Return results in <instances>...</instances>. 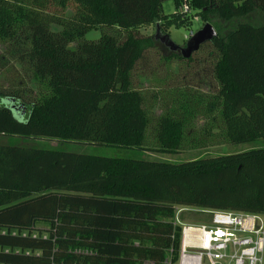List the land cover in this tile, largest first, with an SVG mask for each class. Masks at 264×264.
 Here are the masks:
<instances>
[{"label": "trees", "instance_id": "obj_1", "mask_svg": "<svg viewBox=\"0 0 264 264\" xmlns=\"http://www.w3.org/2000/svg\"><path fill=\"white\" fill-rule=\"evenodd\" d=\"M165 1L0 0V42L21 50L40 85L29 102L0 91V135L179 151L187 120L160 116L152 145L132 82L160 42L189 61L211 43L219 89L210 107L219 108L227 139L264 140V24L216 30L189 58L155 38L157 26L169 34L211 13L224 21L264 13V0H173L172 14ZM154 25V35L140 34ZM99 27L116 33L86 38ZM178 207L264 214V146L175 162L0 144V264L176 263Z\"/></svg>", "mask_w": 264, "mask_h": 264}, {"label": "rangeland", "instance_id": "obj_2", "mask_svg": "<svg viewBox=\"0 0 264 264\" xmlns=\"http://www.w3.org/2000/svg\"><path fill=\"white\" fill-rule=\"evenodd\" d=\"M176 11L173 0L163 3V12L172 14ZM71 13L70 11L68 12ZM264 24V13L256 11L247 17L224 21L217 14L211 13L209 20L200 17L192 19L188 27H171L168 31L171 39L184 46L191 31L200 30L204 23L210 22L217 31L226 33L240 22ZM58 30L59 27L53 26ZM155 25L140 30L143 36L154 35ZM101 32L115 34L111 28L99 27L91 30L86 38L96 40ZM119 37L124 33L119 32ZM72 47L76 43L71 44ZM21 52L13 43L0 42V91L7 94L22 95L26 101H32L40 92V85L34 77L30 61L19 56ZM218 52L211 43L205 44L192 59L184 60L179 53L173 56L162 43L147 49L138 61L132 74L133 86L140 89L144 96V109L149 119V142L154 145L157 123L160 116L169 114L184 117L185 138L182 148L173 153L155 151L140 152L132 149L117 148L103 145H90L77 142H65L41 138H25L19 136L0 135V144L14 146H36L59 149L69 152L86 153L108 157L144 158L150 160H169L183 162L196 158L218 156L227 153H238L264 146V140L252 143L231 144L225 135V126L218 107L211 108L215 102L219 85L214 77V66ZM180 210V211H179ZM185 224H207L210 213L194 207H178L176 215ZM175 223L178 225L175 216ZM45 229L46 226L39 225Z\"/></svg>", "mask_w": 264, "mask_h": 264}, {"label": "built area", "instance_id": "obj_3", "mask_svg": "<svg viewBox=\"0 0 264 264\" xmlns=\"http://www.w3.org/2000/svg\"><path fill=\"white\" fill-rule=\"evenodd\" d=\"M183 11H188L186 4ZM205 211L210 213L207 224L182 223L177 213L182 227L179 257L169 264H264V214Z\"/></svg>", "mask_w": 264, "mask_h": 264}, {"label": "water", "instance_id": "obj_4", "mask_svg": "<svg viewBox=\"0 0 264 264\" xmlns=\"http://www.w3.org/2000/svg\"><path fill=\"white\" fill-rule=\"evenodd\" d=\"M217 36L215 27L210 23H204L203 27L198 30L193 37L189 38L186 46H180L175 43L169 34H162L160 27L157 26L155 38L160 39L165 43L171 50L180 51L184 58H189L194 52L198 51L201 45L212 40Z\"/></svg>", "mask_w": 264, "mask_h": 264}]
</instances>
